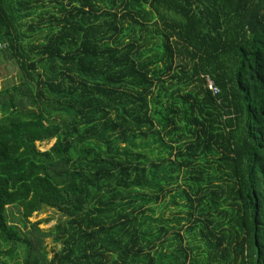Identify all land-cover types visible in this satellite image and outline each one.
I'll return each mask as SVG.
<instances>
[{
  "label": "trees",
  "instance_id": "obj_1",
  "mask_svg": "<svg viewBox=\"0 0 264 264\" xmlns=\"http://www.w3.org/2000/svg\"><path fill=\"white\" fill-rule=\"evenodd\" d=\"M6 54L0 264H264V0H0Z\"/></svg>",
  "mask_w": 264,
  "mask_h": 264
},
{
  "label": "rangeland",
  "instance_id": "obj_2",
  "mask_svg": "<svg viewBox=\"0 0 264 264\" xmlns=\"http://www.w3.org/2000/svg\"><path fill=\"white\" fill-rule=\"evenodd\" d=\"M0 71H1V78H0V89L7 85V86H13L18 85L21 83V78L19 76V69L17 66V63L15 61V58L12 56H9L8 54L0 57ZM1 115V112H0ZM54 143V140H50L48 142H38L37 148L41 151L48 150ZM169 207V206H168ZM166 218L175 215L178 213V209L175 206H170L166 210ZM6 217L7 221L14 225L16 228L19 229V232L25 237L29 236V232L33 230V226L28 224H24L23 220V214L22 209L20 207L16 206H8L6 209ZM65 216L63 217V219ZM62 219V212L58 211L57 209L45 207L42 211L38 213H34L33 216L29 219L32 223L39 224V228L44 231L48 232L49 230H52L56 228L57 224ZM34 234V233H33ZM33 234L30 235V239L34 241ZM44 248L37 247L41 251H46L48 254V257H53V255L62 247V244L60 242H56L54 237H47L44 239ZM26 255L22 251L20 252L19 261L21 264H23L24 259Z\"/></svg>",
  "mask_w": 264,
  "mask_h": 264
},
{
  "label": "built area",
  "instance_id": "obj_3",
  "mask_svg": "<svg viewBox=\"0 0 264 264\" xmlns=\"http://www.w3.org/2000/svg\"><path fill=\"white\" fill-rule=\"evenodd\" d=\"M207 86L208 88L214 93V94H217L220 92V89L219 87L215 84V82L210 79V78H207Z\"/></svg>",
  "mask_w": 264,
  "mask_h": 264
}]
</instances>
